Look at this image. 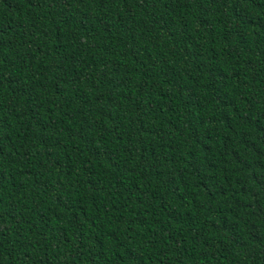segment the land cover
<instances>
[{
    "label": "trees",
    "instance_id": "16d2710c",
    "mask_svg": "<svg viewBox=\"0 0 264 264\" xmlns=\"http://www.w3.org/2000/svg\"><path fill=\"white\" fill-rule=\"evenodd\" d=\"M0 264H264V0H0Z\"/></svg>",
    "mask_w": 264,
    "mask_h": 264
}]
</instances>
